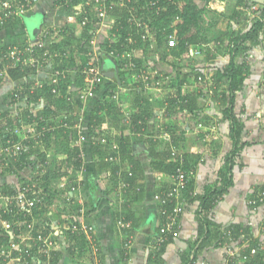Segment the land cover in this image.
I'll return each mask as SVG.
<instances>
[{
    "label": "trees",
    "instance_id": "trees-1",
    "mask_svg": "<svg viewBox=\"0 0 264 264\" xmlns=\"http://www.w3.org/2000/svg\"><path fill=\"white\" fill-rule=\"evenodd\" d=\"M57 1L66 10L78 14L77 24L81 26L76 38L68 33H63L61 41L55 42L56 33L50 30V35L44 40V45L41 47L35 46V57L37 58H41L46 52L58 51L57 56H54L48 62L53 65L54 69H58L61 72L58 81L56 83L45 81L42 86L35 87L32 83L24 81V78L27 79L31 74L33 70L31 67L21 65L7 68V78L25 84V87H23L25 90L20 84L21 92L22 94L24 93V96L19 97L21 100L27 99V101L26 105L22 107V109L25 107L21 112L22 114L12 118L1 114L4 118H1L0 142H5L6 140L5 126L14 127L15 124L21 126L20 123L22 121L27 123L38 121L36 123L37 129L41 127L46 129L43 135L29 138L24 142L27 149L23 151L19 160L15 163V170H0V176L16 175L17 180H23V182H28L29 178L26 175L29 172L31 180L39 182L38 185L43 188V200L33 207L31 214H24L17 209H14L11 215L0 211V220H7L13 224L11 227L12 235L5 231L0 224V247L12 241L19 242V235L27 231L32 235L29 241L38 235L46 236L49 233L47 231L49 225H46L47 221H49V218H47L49 216V205L53 203L58 195L57 193H62L64 190L57 189L55 186L63 176H67L68 180H74L77 173L82 168H86L84 169L83 185L93 193L92 188H98L97 175L109 171L113 184H117L116 173L120 170L123 179L129 184L128 188L135 187L136 185L134 184H137L142 170L139 163L134 159L132 147L134 141L144 140L148 142L149 158L153 169L169 174L175 172L178 160L172 159L170 146L173 145L175 147L173 148L174 150L180 151V142L183 140V133L185 132L184 119L189 114L194 118L195 125L198 123L207 125L208 123L207 120H204V115L201 114L200 95L196 90H182L184 82L187 81L186 76L189 73L178 71L179 74L177 73L174 77V85L178 87L177 92L175 94L167 92L163 98L157 95L156 101V98H152L151 95L145 94L143 91L141 93H134L133 90L129 93V91L132 104L128 117L124 116L120 109L122 96L119 95V100L113 98L114 92L124 84V76L128 72L136 78L135 71L142 72L147 69L146 62H149L148 52L150 51H153L160 61L173 67L178 63L177 58H180L183 53H187L190 46L205 48L209 43L213 45V49L216 52H224L228 55L227 63L223 67L215 69L211 78L216 85L221 84L223 80L227 84V94L224 93L227 104L221 109V116L223 120L227 119L230 122L229 135L233 141L231 154L234 153L243 127L242 121L239 120L234 110L235 95L242 89L244 81L250 73V66L247 64L245 56L249 49L264 40V36H262L264 5L260 6L255 18L248 19L245 30H234L231 26L224 28L225 30L219 29V25L223 21L220 19L228 17L227 20L229 22V19L235 22H239V19H245L247 16L244 11L235 9V6L242 4V7H245L250 3H256L252 0H237L236 5L233 7L235 10L232 9L229 15L225 11H210L211 8H208L207 5L211 0H130L124 6H120L117 0H108L105 3L104 21L111 20V24L105 29L108 35L101 36L99 40L97 39L100 48L104 51L99 56V63L102 64V61L106 63V60L112 59L115 76H107L102 69L103 79L96 86L94 95L88 99L86 110L83 112L82 120L79 123L81 132L87 137L82 145L79 146L74 144L75 133H77L74 125L78 122L79 114L75 115V109L79 110L77 106H79L80 101L75 100L74 95L76 89L84 88L82 71L89 61L88 48L90 41L96 36L97 24L101 22L98 19V11L93 1ZM88 1L89 3H87ZM151 2L155 3V5H149ZM76 5L78 6L76 7ZM158 7H160V10L156 13L155 11ZM210 15H212V18L207 19L206 17H210ZM10 19H12V16L1 26L10 25ZM145 23H147V28L151 34L146 32ZM69 25L74 26L75 24ZM23 26L25 28L24 22ZM173 33L176 44L169 46L168 37ZM35 35H38V33H35ZM27 44L0 45V54L6 51L8 47ZM140 48L142 50L141 55L133 53V55L138 57L118 58L123 52L138 51L137 49ZM110 51L117 54L118 57L111 56ZM216 52L213 54L217 55ZM207 55L206 59L210 60L212 55L210 56V53ZM130 63H133V67ZM6 64L9 63L6 62ZM0 68H2L1 64ZM194 69L195 71L193 70L192 73L196 81H207H199L198 76L202 75L203 71L196 70L197 67ZM3 79V77H0V83ZM68 96L70 99H67ZM40 99L45 100L46 103L42 110L38 108L34 111ZM156 106L159 109L165 106L162 119L160 120L162 123L159 125L157 124L159 120L156 119V111L159 109L155 111ZM151 119H155V122L151 123ZM113 130L115 131L114 134L111 133ZM165 134L169 135L168 139L164 137ZM159 135L161 136L159 140L157 138L154 139V136ZM91 137H97V139L91 140ZM102 137L106 138V142H101ZM14 138L18 140L17 135ZM163 142H165L164 149L158 151V144ZM113 144L116 145V148L112 147ZM82 150L85 154L87 153V156L84 155L83 158L80 157ZM49 151L52 153H49ZM182 153L184 157L183 168L188 169L190 167L188 159L185 158L186 154ZM59 155H64L63 159L60 161L55 160L56 157L58 159ZM109 156L117 157L118 162L109 161L107 159ZM228 158V161L232 163L231 157L229 156ZM87 159L92 161L88 163V166L85 164ZM66 185V189H70L69 182ZM228 185L229 180L227 178L224 186L219 188L207 187L203 194L198 196L200 201V211L198 212L200 216V236L196 241V250L202 249L208 240H214L217 246H223L226 244L230 245L231 242L238 238L239 227L229 225L220 228L212 224L206 215L218 198L227 190ZM260 189L264 190V185ZM0 190L3 193L14 192L16 191L15 183H3L0 186ZM258 190H255L256 193L251 196H255ZM99 191L101 195L98 194V199H102L107 195L106 192L100 189ZM186 193L185 198L190 201L191 196ZM60 200L62 199L60 198ZM60 213L59 211V217ZM61 221L64 222L65 220L61 218ZM28 225H32V227L30 228ZM39 229L41 231L37 232ZM228 231L229 233H227ZM35 232L37 233L35 234ZM244 232H248V229L244 228ZM65 233L69 234V231H65ZM79 235L83 246L86 245L88 242L85 239L86 236L75 234V237L78 236L76 238H79ZM31 243L33 242L31 241ZM36 250L37 247L33 245L31 247V255L26 256L25 264H36L35 261L30 260V256L32 257V255L36 254ZM162 250L163 247L160 248V251L150 253L152 259H157ZM15 252L16 254L18 253L17 251ZM71 252L72 249L67 253L70 254ZM52 253H54L53 250L47 254L42 253L44 255L43 259ZM54 254L56 255V252ZM55 255L53 258L51 256L52 264L55 263ZM243 255L247 256V261L243 262L244 264H264V252L262 250L257 251L252 257L249 256L248 251L240 250L236 254V258H241ZM233 261L235 260L229 259V262ZM0 262L5 264L3 258H0Z\"/></svg>",
    "mask_w": 264,
    "mask_h": 264
},
{
    "label": "crops",
    "instance_id": "crops-1",
    "mask_svg": "<svg viewBox=\"0 0 264 264\" xmlns=\"http://www.w3.org/2000/svg\"><path fill=\"white\" fill-rule=\"evenodd\" d=\"M6 1L13 6H17L18 3V0H0V7ZM236 2L237 0H225V9L222 8L223 5H220L218 9H220L219 11H232ZM221 3L219 2V4ZM210 4L211 2L208 4L209 7L214 8ZM239 6L236 5L235 8L241 10ZM69 12L57 0H35L26 13L12 17L10 25L5 27L0 25V45L34 42L35 34L31 33V30L37 26L39 28L48 27L54 33L62 31V34L71 35L67 28L70 23H67L68 16L66 15ZM248 19L246 17L243 20L239 19V22L230 21V26L234 30H245ZM104 22L108 25L107 27L111 24L107 20ZM223 22L224 20L219 27L224 28ZM54 27H57V30ZM73 28L75 27L73 26ZM79 31L80 29L76 30L77 34ZM62 34H57V42L61 41ZM222 56H224L221 60L224 61V66L228 61V55L223 54ZM154 59L159 64V60ZM177 59L179 60V58ZM218 59L219 54L216 55L212 65H216ZM245 60L250 66V73L245 79L242 89L235 95L234 106L235 113L242 121L243 127L236 151L232 154L233 141L229 135L230 122L227 119L223 120L221 116V109L227 104L224 96V93L227 94V84L223 80L221 84L216 85L212 78H208V82H198L194 79L192 71L187 72L189 74L186 76L187 81L184 82L182 90H196L200 95L201 114L204 115V120H207L208 123L207 125L203 124V127H198V124H194V118L189 114L183 121L185 132L183 140L180 142V151L184 152L185 158L188 159L190 167L186 170L190 172L191 179L190 184L183 192L182 199L184 202L186 201L185 209L179 217V226L175 234H168L161 246L156 247L154 240L162 220L158 213L159 204L153 196L170 186L171 174L152 168L147 141H134L132 144L134 159L142 170L140 173L142 177L140 176L137 184H134L135 187L120 192L117 187L118 183L113 184L109 171H106L96 176L98 188H92L93 193L89 188L84 187L81 180L77 184L79 188L82 187L79 192L70 194L69 189L65 190L67 176L59 179L58 187L64 189L62 200L58 204L55 199L53 203H50L49 216L47 217L49 221L46 224L49 225L47 237L52 238V250L54 253L56 252V255L52 253L43 259L44 255L37 249L35 256H30V260L35 261L36 264H52L51 259L55 255L54 264H227L230 258L225 245L217 246L214 240H208L202 249H195L196 241L200 236L198 213L200 201L198 196L202 195L207 187L224 186L227 178L229 180L227 190L218 198L206 215L212 224L220 228L229 225L239 227L238 238L230 244L233 251H248L251 257L257 251L264 252V200L255 205L249 202L250 198L254 197L251 195L256 193L255 190L259 189L257 194L264 191L260 189L264 185V40L248 50ZM216 61L217 63H215ZM44 64L38 66V69H33L27 79L24 78V81L26 80L27 83H34L38 80L49 81V73L53 69V65ZM148 64L149 62H146V65ZM218 65L220 67V64ZM169 66L172 68L167 73H171L168 76H172L168 78L171 79L175 77L174 75L180 68L178 63L175 67ZM101 67L105 72L114 71L115 73L114 62L110 59L107 64L102 62ZM195 67L198 71L205 70L207 73L210 71L203 66H197V64L193 66V68ZM130 77L128 72L124 76V84L117 91L118 95L122 96L120 109L123 113H128V115L124 114L126 117L129 116L132 104L129 96L131 90L134 93L143 91V93L151 95L152 98H156L157 95L163 98L167 92L171 91L170 85H174L171 84L173 82L165 84L167 80L164 81L163 78L159 90L150 89L145 86L141 78L137 79L132 76L133 81L131 82ZM18 83L20 82L7 77H4L0 83V118H4L1 114L11 116V118L22 114L25 107L22 109L19 106L26 105V101L14 96V90ZM164 108L165 106L161 109L156 106L155 111L159 109L156 111L158 125L162 123L160 120ZM35 109H38L37 105L34 111H36ZM154 122L155 119H151V123ZM111 133L114 134L115 131L113 130ZM81 135L82 145L87 137L83 132ZM160 137V135L154 136V139L159 140ZM164 137L168 139L169 135L165 134ZM164 147L165 142L160 143L157 150L162 151ZM173 148L175 147L171 145L170 150ZM84 155L87 156V153ZM229 156L232 163L228 161ZM63 157L64 155H59L58 159H63ZM90 162H92L90 159L85 160L86 166ZM14 181H16L15 176L4 175L0 178V186L3 183H14ZM15 185L17 184L15 183ZM99 189L107 194L102 199L97 198L100 194ZM185 193L192 197H190V201L185 198ZM73 196L75 197L74 201L70 204L68 197L72 198ZM59 211L64 222L58 216ZM119 220L128 223L129 226L119 225ZM81 223L92 225L94 228L90 236L91 239L85 238L88 242L84 246L81 243L80 235L79 238L75 237V234L85 236L84 232L78 229ZM73 224L76 229L71 228L70 230L69 226ZM244 228L248 229V232H244ZM39 231L41 230L39 229L37 232ZM65 231H69L70 235ZM29 236H32L30 232ZM127 241H130L129 248L124 247ZM27 242L23 246L31 244V241ZM162 247L160 256L157 259H152L150 253L160 251ZM71 249L72 252L68 254Z\"/></svg>",
    "mask_w": 264,
    "mask_h": 264
},
{
    "label": "built area",
    "instance_id": "built-area-1",
    "mask_svg": "<svg viewBox=\"0 0 264 264\" xmlns=\"http://www.w3.org/2000/svg\"><path fill=\"white\" fill-rule=\"evenodd\" d=\"M93 1L95 4V8L98 11V19L102 23L105 18V3L108 2V0H89ZM89 1L87 3H89ZM120 6H124L127 2L130 0H117ZM169 1V0H168ZM171 1V0H170ZM215 1V0H214ZM216 3H219V0H216ZM33 2L35 0H18L17 6H13L12 4L8 3L7 1L3 3V5L0 7V25L4 24V22L10 18L11 16L21 15L23 13H26L28 9L33 5ZM113 2V1H112ZM111 2V4H113ZM149 5L153 6L155 3H150ZM260 8V5L258 3H250L246 5L245 7H241V9L245 12L246 16L248 18H255L256 14ZM163 9V8H161ZM160 10V7L156 9V13H158ZM178 19V17H177ZM147 23L144 24L146 32L149 33L150 30L147 28ZM50 35V29L48 27H43L40 32H38V35H35L36 40L34 42L28 43L24 46L14 45L11 47H8V49L0 54V64L2 68H0V77L7 76V68L10 66H29L32 69H38V66L43 65L45 62L52 59L51 57L57 56L56 53H53L55 55H52L49 52H46L42 55L41 58L35 57V46H43L44 40L48 38ZM262 36H264V28L262 29ZM95 41L92 39L90 41L91 44H93ZM176 44V39L174 33L169 35L168 37V45L174 46ZM153 45V43H152ZM150 45V46H152ZM88 56L89 61L87 65L84 67L82 74L84 76V88L76 89L75 93V100L77 99L80 101L81 104L84 105L87 103V100L94 95V90L96 86L102 81L104 74L102 73V67L99 63V55L95 52H93L92 49L88 48ZM138 50V49H137ZM198 53V50L195 51ZM133 53H140L136 50H131L130 52H123L122 54L118 55L114 52L110 51V55L118 58H125L133 55ZM192 53V51L190 52ZM43 60V61H42ZM42 61V62H40ZM8 62L9 64H6ZM133 67V63H130ZM136 78L140 79L144 82L145 86L150 89H156L159 90L162 86L163 82V74H159V76L152 81L151 72L146 70H143L142 72L135 71ZM61 74V72L58 69H51L49 73V81L51 83H56L58 81V77ZM166 79L168 76L165 77ZM210 78V74L206 73L205 70L202 72V75L200 74L198 76L199 81H205ZM35 87L42 86L41 81H35L34 82ZM17 88L14 90L15 97H18V94L23 95L21 92V89ZM53 92H55L54 89H52ZM118 91V90H117ZM117 91L114 92L113 98L116 100H119V95ZM72 98V97H71ZM67 99H70L68 96ZM84 110L79 114L78 122L75 123L74 128L77 129V137L74 140V144L81 146V142L83 140L80 130V121L82 120ZM77 113H75L76 115ZM125 115H128L127 112L124 113ZM62 118V117H61ZM60 118V119H61ZM2 119L0 118V124ZM22 125V122L20 123ZM32 124L26 125V133H21V126H17L15 124L14 127H4V130H6V140L5 142H0V170H6L16 169V162L19 160L20 156L22 155L23 151L27 149V146L25 145V141L29 138H34L40 135H43V132L45 131V127H41L40 129L32 128ZM204 125L202 123H198V127H203ZM50 129V128H49ZM52 129V127H51ZM17 135L18 140L14 138V136ZM208 135V134H207ZM97 137H91V140H96ZM101 142H106V138L102 137ZM113 148H116V145H112ZM171 156L173 160H178V166L175 169V172H173L171 177V183L170 186L166 189H163L162 191L154 194V199L159 204L158 213L162 220V224L159 227V231L157 233V236L155 237L154 243L156 244V247L159 248L161 244L165 241V238L168 234L176 233L178 226H179V217L183 213V210L185 209V202L182 199L183 192L188 184H190L191 174L189 171L183 168L184 163V157L183 153L180 151H176L174 149L171 150ZM80 157H84L83 150L80 152ZM109 161H115L118 162V158L115 156H109L107 157ZM84 168H82L78 175L76 176V179L68 180L67 177V183L70 184V194L74 192H79V182L81 181V176L79 174L83 172ZM21 172V171H20ZM117 174V187L118 190L121 192L125 191V189L128 188L129 184L127 181H125L122 177V174L120 170L116 173ZM27 177V176H26ZM28 182H20V184L15 185L16 191L10 192V193H3L0 190V211L3 213H8L11 215V213L14 211V209H17L19 212H23L24 214H31L33 207L40 203L43 200V188L38 185L39 182L32 181L31 178L27 180ZM119 195L121 193H118ZM74 196L68 197V200L71 203L74 201ZM264 200V191L255 194L253 198H250L249 202L250 204L255 205L257 202H262ZM1 216V215H0ZM15 222V221H14ZM1 227L7 231L10 234H13L12 232V222L1 219ZM118 224L123 227H128L129 224L123 222L122 220L118 221ZM28 227H32V225H28ZM70 230L71 228L74 230L76 229V226L73 224L72 226H69ZM78 229L82 230L88 240L91 239V234L93 231V226L88 225L85 223H81L78 227ZM229 233V231L227 232ZM19 242L12 241L9 242L7 245H4L0 248V258H3L5 261V264H25L26 262V256L31 255V247L35 245L38 250H40L42 253L47 254L52 250L53 242L52 238H49L46 236L38 235L35 238H31L30 240L33 242L30 245L23 246V242L25 243L26 240H29V232L21 234ZM35 240V241H34ZM130 241L125 242V248H129ZM228 250L229 258L230 260H235L233 262H229L227 264H244L243 262L247 261V256L243 255L241 258H236L237 252L233 251L231 245H225ZM17 251L18 253L16 254Z\"/></svg>",
    "mask_w": 264,
    "mask_h": 264
},
{
    "label": "rangeland",
    "instance_id": "rangeland-1",
    "mask_svg": "<svg viewBox=\"0 0 264 264\" xmlns=\"http://www.w3.org/2000/svg\"><path fill=\"white\" fill-rule=\"evenodd\" d=\"M220 1V3L221 4H219V3H216L217 1L215 0H211V1H209V2H211V4H210V6H212V7H214V8H211L210 9V11H212V10H216L217 12H219V10L220 9H218L219 7H220V5H223V7L222 8H224L225 9V7H226V3H225V0H219ZM208 2V3H209ZM217 5V6H216ZM78 5H76V7H77ZM208 6V8H210L209 7V5H207ZM243 5L241 4L240 6H239V8L240 7H242ZM223 9V10H224ZM236 9V8H235ZM235 9H233V10H235ZM75 10V9H74ZM63 12V11H62ZM231 12L232 11H230V10H228V11H225V13H227V15H229V14H231ZM66 15V14H65ZM66 16H68V22L67 23H70V24H75L74 25V27L75 28H73V26H71L70 27V25L69 26H67V28H68V32L69 33H71V35L74 37V38H76V37H78V34H77V32H76V30L77 29H81V26H80V24H77V21H78V14H76L75 12H73V11H70L69 13H67V15ZM207 19H211L212 18V15H210V17H206ZM228 19V17H226V18H224V19H220V20H224V22H223V26H224V28H227L228 26H230V22L227 20ZM230 21H234V20H231V19H229ZM107 21H109L110 22V20H107ZM246 24V23H245ZM245 24H244V27H245ZM247 25V24H246ZM107 24H106V22H102V23H100V24H97V27H96V36H94V38H93V40L95 41L93 44H89V48L90 49H92L93 50V52H95V53H97L99 56H100V54L101 53H103L104 51L102 50V48H100V46H99V44H98V40L99 39H101V36H107L108 35V33L104 30V28L106 27L107 28ZM102 27V28H101ZM31 28H32V25H31ZM55 29L57 28V27H54ZM66 28V29H67ZM222 26H220L219 27V29H222V30H225ZM42 28H40L39 29V32H40V30H41ZM217 29V28H216ZM57 30V29H56ZM222 30H220V31H222ZM57 34H62V31H59V32H57L56 33V38H57ZM149 34H151V32H149ZM98 39V40H97ZM35 40H36V37H35ZM58 40H59V38H58ZM55 42H57L56 40H55ZM151 47H153V46H151ZM192 47V46H191ZM191 47H189L188 48V50H187V53H183L181 56H180V58H179V60H178V67L180 68V69H178L181 73H186V72H188V71H193L194 70V68H193V66H195L196 64H197V66H203L204 68H208L210 71V74H211V76L213 77V74H214V72H215V69H217L218 67H219V65L218 64H220V67H223V64H224V61H221L222 60V57H224V56H222L223 54H225L224 52H216L214 49H213V45L212 44H209L208 43V45L205 47V48H201V47H198V46H196L195 48H191ZM196 50H198V53H196L195 51ZM192 51V53H190ZM50 52V51H49ZM137 52H142V50H141V48L140 49H138V51ZM207 52H209L210 53V56L212 55V57H211V59L210 60H207L206 59V56H208L207 54H209V53H207ZM213 52H216L217 54H219V59H218V63H217V61L215 62V63H217L216 65H212L213 63H214V59L216 58V55L215 54H213ZM52 55H55V54H53V53H58V51L57 50H54V51H51L50 52ZM137 55H140V53H137ZM148 56H149V64L148 65H146L147 66V71H150L151 73V76H152V80L154 81L158 76H159V74H163V78H164V81L165 80H167L166 82H165V84H168V83H171V82H173V83H171V84H174V77L173 78H171V79H168V78H170V77H172V76H170V77H168L167 79L165 78L166 76H169L170 74H168L167 72H169V70H171V66H169L168 64H167V66H166V63L165 62H162V61H160L159 60V58H158V56L153 52V51H150V52H148ZM214 56V57H213ZM51 58H54V57H51ZM154 58H157L158 60H159V64H158V61H155V59ZM112 60V59H111ZM43 61V60H42ZM42 61H40V62H42ZM48 62L49 61H47V62H45V64L44 65H47L48 64ZM103 62V61H102ZM109 62V60H106V64ZM155 64V65H154ZM188 66H189V69H188ZM191 67V68H190ZM166 70H168V71H166ZM206 72V71H205ZM208 72V73H209ZM207 73V72H206ZM131 75V77H130V79H131V82L133 81V78H132V76H133V74H130ZM175 76V75H174ZM211 76H210V78H211ZM6 77V76H5ZM134 77V76H133ZM46 80V79H45ZM38 81H40V80H38ZM41 82H42V84L44 83V81H42L41 80ZM47 82V81H46ZM208 82V81H207ZM20 84H21V86H22V88L23 87H25L24 85V83H18L17 84V86L16 87H18V86H20ZM33 85H34V83H32ZM164 84V85H165ZM197 85H199V84H197ZM27 86V85H26ZM27 88H28V86H27ZM19 89H21V87L19 88ZM23 90H25L24 88H23ZM170 90L171 91H169V93H171V94H175L176 92H177V86L176 85H170ZM18 96H24V94L23 95H20V94H18ZM19 99H21V98H19ZM25 101H27V99H25ZM88 101V100H87ZM46 103V101L44 100L43 101V99H40V101L37 103V107L38 108H40L41 110H42V108H43V106H44V104ZM23 106H25V105H20L19 107H23ZM85 106H86V104H85ZM78 108H79V110L78 109H75V113H78V114H80L81 112H82V110H86L85 108H84V105L83 104H79V106H77ZM35 110H37V109H35ZM34 112V111H33ZM38 121H33V122H31V123H27V122H23L22 121V125H21V133L23 134V133H26L27 131H26V128H24V127H27L26 125H30V124H32L33 123V125H32V128L34 127V128H37V123ZM76 137H77V135H76ZM49 153H52L51 151H49ZM55 160H57V161H60L61 159H57V157H56V159ZM54 163H55V161H54ZM84 169H86V168H84ZM85 174V170H83V172H81L80 174H79V176H81V179L80 180H84V175ZM24 175H25V173H24ZM71 175V174H70ZM73 175V174H72ZM77 175H78V173H77ZM14 176V175H13ZM28 178H31V174L29 173V172H27V175H26ZM1 177H3V176H0V178ZM74 178H77L76 176L74 177ZM15 179H16V181H14V183H16L17 185L18 184H20V182L22 181L23 182V180H17V177H16V175H15ZM55 186H56V188L57 189H59V187H58V183L57 184H55ZM82 188V187H81ZM80 188V189H81ZM65 189H66V187H65ZM67 190V189H66ZM58 195H57V197L55 198V200H56V204H58V203H61L59 200H60V198H62V193L61 192H59V193H57ZM66 196V195H65ZM1 221V220H0Z\"/></svg>",
    "mask_w": 264,
    "mask_h": 264
},
{
    "label": "water",
    "instance_id": "water-1",
    "mask_svg": "<svg viewBox=\"0 0 264 264\" xmlns=\"http://www.w3.org/2000/svg\"><path fill=\"white\" fill-rule=\"evenodd\" d=\"M252 1H254L256 3L264 4V0H252ZM39 29L40 28L37 26V27H35V28H33L31 30V33H33V34L38 33L39 32ZM105 74L107 76L113 77L114 76V71L105 72Z\"/></svg>",
    "mask_w": 264,
    "mask_h": 264
}]
</instances>
